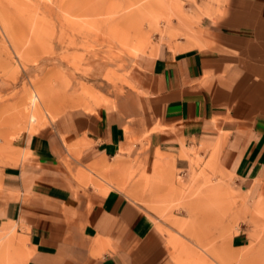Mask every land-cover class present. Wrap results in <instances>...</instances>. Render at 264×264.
Here are the masks:
<instances>
[{
  "label": "crops",
  "instance_id": "crops-1",
  "mask_svg": "<svg viewBox=\"0 0 264 264\" xmlns=\"http://www.w3.org/2000/svg\"><path fill=\"white\" fill-rule=\"evenodd\" d=\"M199 27L139 55L113 107L69 109L2 152L0 225L23 236V264H168L167 235L130 176L149 175L159 152L189 162L201 147L247 205L264 201V0H219Z\"/></svg>",
  "mask_w": 264,
  "mask_h": 264
},
{
  "label": "rangeland",
  "instance_id": "rangeland-1",
  "mask_svg": "<svg viewBox=\"0 0 264 264\" xmlns=\"http://www.w3.org/2000/svg\"><path fill=\"white\" fill-rule=\"evenodd\" d=\"M134 1L0 0V157L21 132L49 126L69 109L113 107L131 86L139 55L174 50L187 35L200 32V17L219 3ZM145 5L156 9V21L138 11ZM137 26L149 42L145 50L132 48ZM120 33L127 34V41ZM34 95L38 102L29 123ZM202 151L192 148L189 159L204 162L209 155ZM191 170L185 158L159 152L149 175L130 173L142 180L138 199L167 235L168 264H264V201L247 205L233 176L216 163L190 182ZM241 224L250 229L249 244L234 248L231 237ZM4 233L10 235L0 246L11 240V247L0 250V264H23L25 240L15 223L0 225V236Z\"/></svg>",
  "mask_w": 264,
  "mask_h": 264
},
{
  "label": "bare ground",
  "instance_id": "bare-ground-1",
  "mask_svg": "<svg viewBox=\"0 0 264 264\" xmlns=\"http://www.w3.org/2000/svg\"><path fill=\"white\" fill-rule=\"evenodd\" d=\"M155 1V0H154ZM153 1V3H154ZM141 3V0H135L134 1V4H138V3ZM149 4V3H148ZM158 5L159 6H164L165 5V2H163V0H158ZM158 9V8H157ZM139 12H141V14L145 15V16H148V18H151L153 21H156L157 17H155V10H151L149 9V5H145V6H141L139 9H138ZM138 12V13H139ZM158 24V23H157ZM120 37L121 39L127 41V34L125 33H120ZM134 38V37H133ZM132 38V39H133ZM150 47L149 45V42L146 40L145 36L143 35V32L141 29H139V26H137V28L135 29V38H134V42L132 44V48L133 50H138V49H143L145 50L146 48ZM138 53V52H137ZM37 102H38V95H34V97L31 98L30 100V104H29V115H28V121L29 123H32L33 122V119H34V115H35V109L37 107ZM182 150V149H181ZM203 162V161H202ZM200 163V160L199 159H193V160H190L189 161V164L192 165V170H191V173L189 174L188 176V179L191 181H193L196 177H198L200 175V173H204L205 172V169L209 166H207L206 163ZM198 166V168H200L198 171L195 170V167L194 166ZM207 166V167H206ZM215 168V167H214ZM190 169V168H189ZM204 177V176H203ZM198 179V178H197ZM208 179V177H207ZM200 182H202L201 180H199ZM210 180L208 179L206 181H204V184H206L207 182H209ZM183 182V181H182ZM187 183V181L184 180V184ZM198 183V182H197ZM203 183V182H202ZM200 185V184H199ZM205 187H208V186H205ZM217 186H211L210 189L212 190H215ZM220 187V186H219ZM201 189V187H200ZM206 189H204L203 191H205ZM214 192V191H213ZM264 205V203L262 204ZM264 208V207H262ZM262 210V209H261ZM264 212V211H263ZM262 212V213H263ZM13 229V228H12ZM11 229V230H12ZM13 232V231H11ZM9 235V233H4L0 236V243L3 241V239H5L7 236ZM9 244V243H8ZM7 249V248H6Z\"/></svg>",
  "mask_w": 264,
  "mask_h": 264
}]
</instances>
